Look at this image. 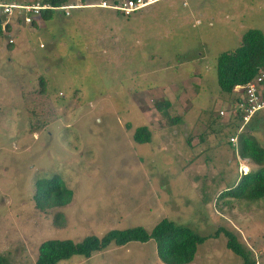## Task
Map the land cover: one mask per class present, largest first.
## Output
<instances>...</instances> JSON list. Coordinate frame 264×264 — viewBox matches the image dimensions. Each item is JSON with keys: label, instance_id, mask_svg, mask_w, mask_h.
Segmentation results:
<instances>
[{"label": "rangeland", "instance_id": "obj_1", "mask_svg": "<svg viewBox=\"0 0 264 264\" xmlns=\"http://www.w3.org/2000/svg\"><path fill=\"white\" fill-rule=\"evenodd\" d=\"M97 7L54 10L33 26L20 18L0 34V254L32 264L45 239L149 230L167 218L201 235L224 227L264 264V197L218 198L259 166L229 142L223 123L236 92H220L215 75L217 55L246 29L264 35V0H155L129 16ZM256 117L239 132L264 148V111ZM141 125L150 140L137 143ZM54 173L72 198L39 210L33 182ZM56 264L163 263L149 240ZM189 264L241 259L219 233L197 245Z\"/></svg>", "mask_w": 264, "mask_h": 264}, {"label": "trees", "instance_id": "obj_2", "mask_svg": "<svg viewBox=\"0 0 264 264\" xmlns=\"http://www.w3.org/2000/svg\"><path fill=\"white\" fill-rule=\"evenodd\" d=\"M35 2L49 6L68 4V0H35ZM113 2H117V0ZM49 10V8L40 9L42 15L43 12ZM14 17L20 18V15L16 13ZM30 24H35V17ZM6 28L7 26L2 28L0 24V34ZM11 42H7V44L9 45ZM263 57L264 35L257 28L246 29L240 36L238 46L230 51L221 52L215 59V75L220 92L229 94L233 91L234 85L247 82L257 71ZM230 101L234 102L235 97L233 96ZM167 104L166 102L164 106ZM250 121L249 124L247 123L249 127L244 124L241 129L243 127L245 130L251 129L259 122V117ZM223 125L225 130H230L231 135L229 137H235V151L238 156L250 160L251 163L259 167L241 173L232 186L225 188L218 194V198H227L222 201L223 204H229L228 198L247 202L263 198L264 167L260 165L264 163V148L249 134V131L239 132L241 129H239L240 122L237 116L229 114ZM246 127L248 128L246 129ZM132 139L137 143L148 142L150 140L149 130L144 125L137 126L133 130ZM33 185L32 200L34 207L39 210L64 206L72 198V190L65 185L58 174L54 173L49 177L36 178ZM57 216L55 214V217ZM219 233L225 238V247L241 259V264H255L254 260L250 258L249 251L241 245L232 231L218 227L211 234L201 235L189 227L177 224L167 218H161L149 230L141 225H136L121 229L112 228L101 236L86 235L78 241L68 238L45 239L39 243L36 258L32 264H56L59 260L69 258L72 255L88 257L91 253L105 248L109 243L121 246L130 241L145 243L149 240L154 242L156 257L163 264H189L195 257L197 245L208 238L217 237ZM0 264H8L1 254Z\"/></svg>", "mask_w": 264, "mask_h": 264}, {"label": "built area", "instance_id": "obj_3", "mask_svg": "<svg viewBox=\"0 0 264 264\" xmlns=\"http://www.w3.org/2000/svg\"><path fill=\"white\" fill-rule=\"evenodd\" d=\"M155 0H119L117 2L108 3L106 1H100L97 6L109 8L114 11H118L124 16L130 15L132 12L143 8ZM82 6L79 3H68L62 6H49L47 4L40 3H0V18L4 17L5 21L14 17V14H19L26 23H31V20L38 16L40 9L50 8L54 10H62L65 16L69 15L71 8H77ZM2 19V18H1ZM3 22V21H2ZM2 22L0 23L2 25ZM4 25V24H3ZM8 39L7 42H11ZM233 91L235 101L231 103L230 108L226 111L227 114H231L238 117L240 127L247 124L258 112L264 111V57L261 64L257 68L255 74L245 83L234 85ZM218 114H223L222 110H219ZM227 115V116H228ZM238 129V130H239ZM230 143H234L235 137H229Z\"/></svg>", "mask_w": 264, "mask_h": 264}, {"label": "crops", "instance_id": "obj_4", "mask_svg": "<svg viewBox=\"0 0 264 264\" xmlns=\"http://www.w3.org/2000/svg\"><path fill=\"white\" fill-rule=\"evenodd\" d=\"M100 1H102V0H68V3H79V4H81L82 6L83 5H87V6H90V5H92V4H97V3H99ZM103 1H105V0H103ZM113 1H115V0H113ZM112 1V2H113ZM118 1V0H117ZM20 2H22V3H36L35 2V0H21ZM20 2H15V3H20ZM38 3V2H37ZM97 6V5H96ZM84 7H86V6H84ZM97 8H104V7H100V6H98ZM50 9V8H49ZM54 9H50L49 11H46V12H43V15H42V11H39V14H38V16L35 18V24H30V23H27V24H29V25H31V26H33V25H36V24H38V22L40 21V20H53V16H54ZM62 14H63V12H62ZM64 15V14H63ZM65 16V15H64ZM2 18V17H1ZM0 18V23L2 22V24H4L3 26H1V27H5V26H7V28L5 29V31H14L15 29H14V23H16L17 22V20L18 19H23L21 16H20V18H17L15 21H11V19L12 18H10L9 20H7V21H5V19L3 20V19H1ZM24 21V20H23ZM25 22V21H24ZM26 23V22H25ZM8 39H11L10 37L8 38ZM12 43V42H11Z\"/></svg>", "mask_w": 264, "mask_h": 264}]
</instances>
